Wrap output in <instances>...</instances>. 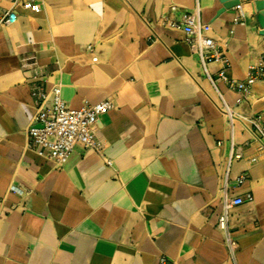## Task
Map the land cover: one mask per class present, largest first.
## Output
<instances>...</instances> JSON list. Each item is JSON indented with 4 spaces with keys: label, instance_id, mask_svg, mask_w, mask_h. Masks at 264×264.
<instances>
[{
    "label": "crops",
    "instance_id": "0c3cea01",
    "mask_svg": "<svg viewBox=\"0 0 264 264\" xmlns=\"http://www.w3.org/2000/svg\"><path fill=\"white\" fill-rule=\"evenodd\" d=\"M18 1L0 0V18L15 15L0 24V264H264V148L227 125L183 32L160 22L170 4H198L226 74L243 80L264 62L251 0L218 15L219 0ZM222 66L207 69L227 104L264 119V80L235 103ZM57 83L70 109L114 104L93 126L101 151L76 144L62 169L27 136L37 92ZM224 181L227 196L251 200L224 209Z\"/></svg>",
    "mask_w": 264,
    "mask_h": 264
},
{
    "label": "built area",
    "instance_id": "2783aa9c",
    "mask_svg": "<svg viewBox=\"0 0 264 264\" xmlns=\"http://www.w3.org/2000/svg\"><path fill=\"white\" fill-rule=\"evenodd\" d=\"M17 3L21 4L23 8L34 10L40 9L42 4L41 1L35 2V0H19ZM235 7L240 9L239 5ZM199 10L198 4L190 10H184L177 4H170L167 10L160 15V22L183 32L184 42L187 44L190 54L197 57L203 72L216 92L218 101L212 99V102L223 118L227 114L225 118L227 125L232 128L234 124H239L261 148H264V119L257 115L241 116L237 114L224 100L207 69L209 62L222 60L223 66L218 70L217 77L237 95L235 103H240L246 99V95L256 80H264V62L257 67H253L250 74L243 80L230 78L226 74L229 63L217 51L216 41L208 34V24L200 21ZM14 19L13 11L7 10L0 18V24H11ZM86 51L94 54V45L88 44ZM91 60L93 63L98 62L96 55H93ZM22 66H30L33 70L36 69L34 61L30 63L23 62ZM37 95L38 101L30 118L27 136L29 144L37 148L36 153L39 156L49 160L53 168L62 169L76 144L97 153L101 151L102 147L96 138L93 126H95L100 115L114 107L110 98L104 97L94 103L85 102L80 108L73 110L67 106L66 101L61 97V85L58 83L53 84L46 92H37ZM232 150L233 143L231 141L229 159L233 156ZM243 179V175L239 176L236 183L240 184ZM226 188L227 183L224 181L221 188L224 209L251 200L250 196L246 198L241 196L229 197L225 193ZM216 227L222 231L223 243L229 256L233 257L237 248V240L229 232L225 213L218 217ZM164 262L165 255H160L158 263L164 264Z\"/></svg>",
    "mask_w": 264,
    "mask_h": 264
},
{
    "label": "water",
    "instance_id": "95a60500",
    "mask_svg": "<svg viewBox=\"0 0 264 264\" xmlns=\"http://www.w3.org/2000/svg\"><path fill=\"white\" fill-rule=\"evenodd\" d=\"M222 6L217 10L216 15L220 14L226 9H230L239 5L240 0H219ZM251 13L255 19L256 24L260 27V34L264 35V0H251Z\"/></svg>",
    "mask_w": 264,
    "mask_h": 264
},
{
    "label": "bare ground",
    "instance_id": "6f19581e",
    "mask_svg": "<svg viewBox=\"0 0 264 264\" xmlns=\"http://www.w3.org/2000/svg\"><path fill=\"white\" fill-rule=\"evenodd\" d=\"M225 117H227V114H225Z\"/></svg>",
    "mask_w": 264,
    "mask_h": 264
}]
</instances>
